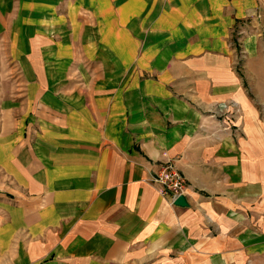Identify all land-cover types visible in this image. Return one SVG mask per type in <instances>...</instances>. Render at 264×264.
<instances>
[{
  "label": "crops",
  "instance_id": "obj_1",
  "mask_svg": "<svg viewBox=\"0 0 264 264\" xmlns=\"http://www.w3.org/2000/svg\"><path fill=\"white\" fill-rule=\"evenodd\" d=\"M14 1L0 0V264L253 263L264 0ZM235 100L239 115H216ZM167 163L187 207L152 182Z\"/></svg>",
  "mask_w": 264,
  "mask_h": 264
},
{
  "label": "built area",
  "instance_id": "obj_2",
  "mask_svg": "<svg viewBox=\"0 0 264 264\" xmlns=\"http://www.w3.org/2000/svg\"><path fill=\"white\" fill-rule=\"evenodd\" d=\"M215 112L218 117L224 115L230 117V114L234 115L237 112V103H219ZM152 182L159 187L162 195L171 197L172 204L180 195H186L188 188L187 177L173 163L163 165L152 177Z\"/></svg>",
  "mask_w": 264,
  "mask_h": 264
},
{
  "label": "rangeland",
  "instance_id": "obj_3",
  "mask_svg": "<svg viewBox=\"0 0 264 264\" xmlns=\"http://www.w3.org/2000/svg\"><path fill=\"white\" fill-rule=\"evenodd\" d=\"M22 1L21 0H15L14 2H13V4H12V7H15V5L16 6H18L20 3H21ZM25 6V5H24ZM25 7H22V8H20V11H21V9H24ZM14 10V9H13ZM26 13V12H25ZM11 18V17H10ZM27 17H25V15L23 14V13H21V14H19V19H17V21L19 22V24H22V22H23V20L24 19H26ZM37 18V17H36ZM13 19H14V16H13ZM12 19V20H13ZM14 21V20H13ZM16 23V22H15ZM264 34V33H263ZM241 43V42H240ZM240 43H238V44H240ZM239 47H240V45H238ZM7 54H8V52H7ZM9 55V54H8ZM3 60L5 61V55H3ZM10 62L9 61H7V62H4L3 64H2V67H3V71H4V74H6V73H9V71H10ZM19 66H18V68L16 69V71H19V72H25V70H26V68H25V65H22L21 63H19L18 64ZM258 82H259V84L257 85V87L258 88H260V89H263L264 88V85H263V83H264V81L262 80V79H259L258 80ZM4 85H5V83H4ZM258 88H256V89H254V91H256V90H258ZM258 91H260V90H258ZM263 93H264V91H263ZM250 96L251 97H253V99L255 100V103H256V105L258 106V108L260 109V113H261V116H262V118H264V103L262 102H260L259 101V98H261V97H256L255 95H253V94H251L250 93ZM262 99H264V96L262 97ZM225 103H228V104H233V103H238V102H236V100L235 101H228V102H226L225 101ZM239 104V103H238ZM241 106V105H240ZM216 113V112H215ZM239 113H240V111L238 110L237 111V115H239ZM228 117V115H224L223 117H220L222 120H224V118L226 119ZM230 117H236V115L234 114V115H231L230 114ZM260 212V211H259ZM212 234H215V231L214 230H212ZM259 237L260 238H262V235L261 234H259ZM259 238V241H258V247H259V250L257 251V254H259V256H255V257H253V263H252V257L250 256V255H246V256H243L242 257V262H240V263H235V262H232L233 264H264V238L263 239H260ZM211 263L212 264H225L224 263V259L221 257V258H219L218 256H212L211 257Z\"/></svg>",
  "mask_w": 264,
  "mask_h": 264
},
{
  "label": "water",
  "instance_id": "obj_4",
  "mask_svg": "<svg viewBox=\"0 0 264 264\" xmlns=\"http://www.w3.org/2000/svg\"><path fill=\"white\" fill-rule=\"evenodd\" d=\"M175 205L181 207H187L189 205L188 199L186 195H180L174 202Z\"/></svg>",
  "mask_w": 264,
  "mask_h": 264
}]
</instances>
